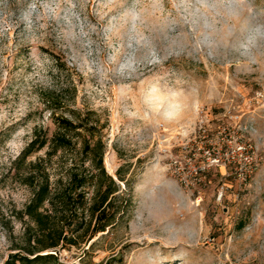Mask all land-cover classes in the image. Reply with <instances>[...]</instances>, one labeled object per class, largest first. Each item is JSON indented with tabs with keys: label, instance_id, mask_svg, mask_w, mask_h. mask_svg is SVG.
<instances>
[{
	"label": "rangeland",
	"instance_id": "rangeland-1",
	"mask_svg": "<svg viewBox=\"0 0 264 264\" xmlns=\"http://www.w3.org/2000/svg\"><path fill=\"white\" fill-rule=\"evenodd\" d=\"M61 117L83 124L75 147L18 161ZM222 127L257 170L242 181L217 168L186 188L170 158ZM86 141H101L124 215L36 264H264V0H0V264L36 230L28 164L54 188Z\"/></svg>",
	"mask_w": 264,
	"mask_h": 264
},
{
	"label": "trees",
	"instance_id": "trees-1",
	"mask_svg": "<svg viewBox=\"0 0 264 264\" xmlns=\"http://www.w3.org/2000/svg\"><path fill=\"white\" fill-rule=\"evenodd\" d=\"M58 130L53 138L48 141L46 136L35 134L32 141L22 152L18 161H26L33 152L41 150L47 144L52 146V151L59 149L72 150L76 136H83L80 129L83 124L75 123L66 118L57 119ZM91 130V127L87 129ZM84 159L78 164L74 162L69 172L66 183L57 181L53 188L50 174L40 162H30L23 182L32 190V198L26 205L23 215L27 216L36 226L35 233L28 235L25 253L18 252L11 255L4 264H36L55 259L54 254L40 255L48 249H57L64 243L76 244V235L88 229L95 220L94 233L106 231L114 225L120 213L116 207L117 193L120 184L105 170L103 159L104 151L101 141L93 146L86 141L81 152ZM92 162L93 171L85 167V159ZM120 182H124L120 171L117 172ZM87 186H93V196L90 204L87 197ZM48 205V206H47ZM89 212V219L79 217V210L85 214ZM67 232H70L67 233ZM30 256H34L31 258Z\"/></svg>",
	"mask_w": 264,
	"mask_h": 264
},
{
	"label": "built area",
	"instance_id": "built-area-1",
	"mask_svg": "<svg viewBox=\"0 0 264 264\" xmlns=\"http://www.w3.org/2000/svg\"><path fill=\"white\" fill-rule=\"evenodd\" d=\"M226 130L222 127L219 131L221 137H212L213 134L205 129L202 134L205 141L199 148L189 142L170 158L169 170L186 188L191 180L201 182L204 175L217 168L229 169L242 181L257 170L259 159L252 146L244 141H235L230 145L226 140L229 135Z\"/></svg>",
	"mask_w": 264,
	"mask_h": 264
},
{
	"label": "bare ground",
	"instance_id": "bare-ground-1",
	"mask_svg": "<svg viewBox=\"0 0 264 264\" xmlns=\"http://www.w3.org/2000/svg\"><path fill=\"white\" fill-rule=\"evenodd\" d=\"M168 116H169L168 118H172L170 114H168ZM198 204H199V201H197V205H198Z\"/></svg>",
	"mask_w": 264,
	"mask_h": 264
},
{
	"label": "water",
	"instance_id": "water-1",
	"mask_svg": "<svg viewBox=\"0 0 264 264\" xmlns=\"http://www.w3.org/2000/svg\"><path fill=\"white\" fill-rule=\"evenodd\" d=\"M115 180H117V179H115Z\"/></svg>",
	"mask_w": 264,
	"mask_h": 264
}]
</instances>
